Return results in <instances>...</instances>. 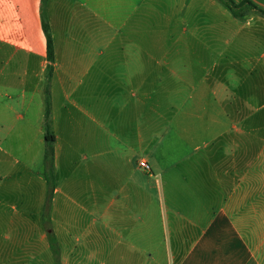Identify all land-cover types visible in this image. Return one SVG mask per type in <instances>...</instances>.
Masks as SVG:
<instances>
[{
	"label": "crops",
	"instance_id": "1",
	"mask_svg": "<svg viewBox=\"0 0 264 264\" xmlns=\"http://www.w3.org/2000/svg\"><path fill=\"white\" fill-rule=\"evenodd\" d=\"M45 10L49 229L42 0H0V264H264V119L233 112L264 102L242 90L264 86V17L219 0Z\"/></svg>",
	"mask_w": 264,
	"mask_h": 264
},
{
	"label": "trees",
	"instance_id": "2",
	"mask_svg": "<svg viewBox=\"0 0 264 264\" xmlns=\"http://www.w3.org/2000/svg\"><path fill=\"white\" fill-rule=\"evenodd\" d=\"M225 7H227L231 13L237 18H244L250 11L257 12L264 16V7L259 6L253 0H219ZM47 0H42V25L47 38V51L48 59L50 61L47 72L46 83V97H45V115H44V127H45V176L48 182V196L45 206V212L43 214V223L49 229L51 228L52 220L50 215V205L53 198V194L56 188V173L54 163V142L55 134L52 126V101L50 91V81L53 74V62L55 60V45L53 33L50 25L49 18L47 16L45 5ZM48 239L51 244V249L56 257L59 256V247L57 245V238L52 232L48 233Z\"/></svg>",
	"mask_w": 264,
	"mask_h": 264
},
{
	"label": "rangeland",
	"instance_id": "3",
	"mask_svg": "<svg viewBox=\"0 0 264 264\" xmlns=\"http://www.w3.org/2000/svg\"><path fill=\"white\" fill-rule=\"evenodd\" d=\"M249 13H255V15L257 16H261V14L254 12V11H250ZM264 17V16H263ZM263 22H257V26L258 29L260 31H264V24H262ZM261 51V50H259ZM258 58V57H256ZM239 59V57L237 58ZM255 60H253L254 62ZM257 61V59H256ZM259 69L262 70V68H264V57H260L259 59ZM238 65V64H237ZM260 75V72H259ZM262 82V81H261ZM243 91H245V94H247L249 91H252L253 93L259 94L261 99H264V86L259 87L258 89H250V88H245L242 89ZM252 99V98H251ZM233 112L234 115H240L241 113L243 114H247V115H261L262 118L264 119V102L258 103L256 100L251 101L249 104H247L245 102V100H241V98H238L237 100H235V103L233 105ZM158 124H160V120L157 121ZM155 125H156V121H155ZM156 149V147H155Z\"/></svg>",
	"mask_w": 264,
	"mask_h": 264
},
{
	"label": "built area",
	"instance_id": "4",
	"mask_svg": "<svg viewBox=\"0 0 264 264\" xmlns=\"http://www.w3.org/2000/svg\"><path fill=\"white\" fill-rule=\"evenodd\" d=\"M139 165L144 168L146 171H151V165L146 160H140Z\"/></svg>",
	"mask_w": 264,
	"mask_h": 264
}]
</instances>
